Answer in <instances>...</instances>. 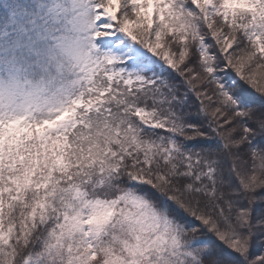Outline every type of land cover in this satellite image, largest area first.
Returning a JSON list of instances; mask_svg holds the SVG:
<instances>
[{
    "label": "rangeland",
    "instance_id": "1",
    "mask_svg": "<svg viewBox=\"0 0 264 264\" xmlns=\"http://www.w3.org/2000/svg\"><path fill=\"white\" fill-rule=\"evenodd\" d=\"M98 1L101 11L97 15L86 0H53L33 15V5H39L40 0H29L32 5L23 6L24 10L16 0H0L1 21L5 25L0 36V92L11 89L7 96L12 95L0 96V125L3 130L12 127L17 139L13 145L8 143V150L0 148V264H13L19 251L35 238L34 251L51 264H222L199 230L188 226L151 192L152 179L142 164L131 168L130 183L113 198L97 194V190L108 185L102 180H75L69 131L78 121L94 112H106L104 105L120 103L119 96L127 91L154 83L157 73L145 58L152 56L166 64L172 52L171 62L175 60L177 65L191 58L190 53L188 56L180 52L189 51L182 49L184 43L177 44L182 49L178 50L173 41L165 43L166 52L160 58L156 49L164 40L155 38L160 42L157 48L151 37H147L149 44H142L134 35L140 32L156 37L161 28L159 22L164 20L184 35L189 33L192 20L184 0ZM193 1L202 10L208 27L201 32L214 38L205 49L206 54L211 53L213 61L224 60L233 67L231 70L247 76L264 91V62L259 63L254 53L238 50L240 33L233 31L225 39L222 36L223 21L234 28L237 22L233 17L245 13L243 9L264 20V0ZM124 12L126 16H122ZM42 18L53 23L51 37L45 36ZM8 19L30 25L22 26L17 36H10L15 31ZM175 29L169 28L172 33ZM198 40L191 44L204 56ZM260 40L257 48L264 53V37ZM24 56L47 65L49 70L34 66L37 74L30 77L37 80L31 79L33 82L22 86L35 85L40 89L23 88L16 92L12 90L13 78L24 73L14 61L28 64L29 61L21 62ZM187 72L191 88L211 116L226 128L227 115L208 98L203 74L191 67ZM148 73L151 74L147 77ZM98 76L105 80L104 86L91 89L90 82ZM25 79L22 75L19 81ZM89 90L91 93H87ZM112 93H117L116 97L107 100ZM126 102H130L128 98ZM141 112L137 110V118ZM124 121L117 114L102 129L124 125ZM247 181L248 185L256 184L257 178L250 175ZM244 215L242 221H247V214ZM256 219L253 221L257 229L260 220ZM220 238L232 247L226 237ZM240 243L249 249V236Z\"/></svg>",
    "mask_w": 264,
    "mask_h": 264
},
{
    "label": "trees",
    "instance_id": "2",
    "mask_svg": "<svg viewBox=\"0 0 264 264\" xmlns=\"http://www.w3.org/2000/svg\"><path fill=\"white\" fill-rule=\"evenodd\" d=\"M183 5L192 20L186 35L165 20L159 22L162 31L158 30L156 37L140 32L134 35L142 44L148 43L147 37H151L157 48L164 40L160 49H156L160 58L166 52L167 41H173L176 47L184 43L182 49L189 51L180 52L188 56L190 53V60L177 65V61L171 62L173 54L169 52L166 64H161L151 56L157 80L150 86L127 91L119 96L120 103L110 105L109 118L120 114L121 120H127L124 125L114 124L112 128L102 129L109 118L97 122L93 114L81 121L69 140L77 172L75 180L81 183L102 180L108 185H103L97 194L113 198L130 183L131 168L142 164L152 179L151 192L188 226L199 230L212 244L214 255L218 253L220 263L262 264L264 91L247 76L231 70L233 67L224 60L210 59L212 54H206L205 49L214 38H207L201 32L208 28L203 22L204 14L192 0H186ZM236 16L233 17L237 22L234 28L223 21V38L233 31L240 33L238 50L254 53L259 63L264 62V54L257 48L256 41L258 30L264 29V24L248 13ZM169 28L176 32H170ZM159 37L160 42L155 39ZM196 39L201 40L204 56L191 44ZM188 67L203 74L208 98L227 115L226 128L211 116L196 90L191 88ZM127 98L130 102H126ZM137 110H143L145 115L137 118ZM9 142L15 143V135L0 133V147L8 150ZM250 175L257 178L256 184H247ZM244 214L247 221H242ZM255 218L260 220L257 229L254 228ZM256 230L258 235L253 236ZM220 236L226 237L232 247ZM247 236L249 249L240 243ZM36 245L35 238L19 251L13 264H51L47 258L36 254Z\"/></svg>",
    "mask_w": 264,
    "mask_h": 264
}]
</instances>
